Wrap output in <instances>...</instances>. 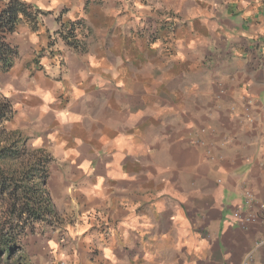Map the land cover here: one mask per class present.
I'll return each mask as SVG.
<instances>
[{
    "label": "clouds",
    "instance_id": "9594fccd",
    "mask_svg": "<svg viewBox=\"0 0 264 264\" xmlns=\"http://www.w3.org/2000/svg\"><path fill=\"white\" fill-rule=\"evenodd\" d=\"M0 264H264V0H0Z\"/></svg>",
    "mask_w": 264,
    "mask_h": 264
}]
</instances>
